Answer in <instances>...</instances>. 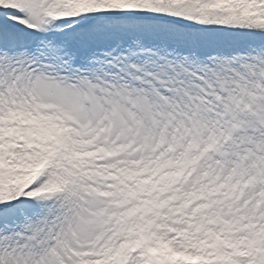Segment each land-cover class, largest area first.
<instances>
[{"label":"snow or ice","instance_id":"1","mask_svg":"<svg viewBox=\"0 0 264 264\" xmlns=\"http://www.w3.org/2000/svg\"><path fill=\"white\" fill-rule=\"evenodd\" d=\"M0 264H264V0H0Z\"/></svg>","mask_w":264,"mask_h":264}]
</instances>
